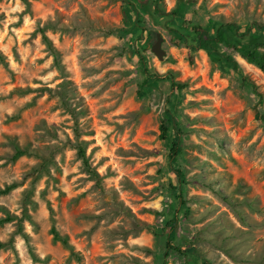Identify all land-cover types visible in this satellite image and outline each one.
<instances>
[{
  "label": "rangeland",
  "instance_id": "1",
  "mask_svg": "<svg viewBox=\"0 0 264 264\" xmlns=\"http://www.w3.org/2000/svg\"><path fill=\"white\" fill-rule=\"evenodd\" d=\"M131 1L0 0V264H264V0Z\"/></svg>",
  "mask_w": 264,
  "mask_h": 264
},
{
  "label": "trees",
  "instance_id": "2",
  "mask_svg": "<svg viewBox=\"0 0 264 264\" xmlns=\"http://www.w3.org/2000/svg\"><path fill=\"white\" fill-rule=\"evenodd\" d=\"M125 2L132 9L136 10V7L134 6V3H132L131 0H125ZM191 2H194V0H178L180 7L188 6L191 4ZM156 3H157L156 10L162 11V7L160 5V2L156 1ZM254 24L256 25V27H258V29L260 31L264 30V21L255 20ZM183 26L186 27L188 30H190V32L192 34H194L193 36L197 40V43H190V42L187 43L188 48H189V56H190L191 60H193L194 53L198 49H200V48H203V49L216 48L218 41L229 40V36H228L225 28H219L217 35L214 36L208 29L204 28L201 25L193 24L190 20H186L184 22ZM45 38L47 39L48 44L51 45L50 40L46 36H45ZM177 44H181V39H177ZM262 49H264V42H258V43H255L254 45L251 44L245 48V52H243V55L246 59L257 63L258 66L260 67V69L264 73V50H262ZM233 62L235 64V66L237 67L238 63L236 61H233ZM248 81L251 82L253 90H255L261 97H263V93L259 90L258 85H256L253 81H251V79H248ZM173 85L175 87H177L178 89H183L185 87V84L175 82V81H173ZM258 117L264 119V115H260L259 113H258ZM169 131H170L169 123H168V120L166 117L163 124H162V134H161L162 138H166ZM83 143H84L83 140L78 139V142L76 144V148L78 150V153H79L82 161L84 162V164L90 170V172L95 176V178L98 181H100L101 178H100L99 173L95 169L91 168V165L89 163V159L86 155L85 146ZM179 143L180 142L175 141L174 145H173V149H172V152H174V155H176V156L180 153ZM18 153L21 154L22 151L19 150ZM178 172H180V171L178 170ZM5 192H7V191H4L3 193H5ZM52 231L54 233L55 239L60 240L64 245H66L67 247H69L71 249L72 255L79 256V253L75 252L73 246L70 244L69 238L67 236L62 235L57 230L55 225L53 226ZM169 246L172 249L178 250L177 247H175L173 245H169Z\"/></svg>",
  "mask_w": 264,
  "mask_h": 264
},
{
  "label": "water",
  "instance_id": "3",
  "mask_svg": "<svg viewBox=\"0 0 264 264\" xmlns=\"http://www.w3.org/2000/svg\"><path fill=\"white\" fill-rule=\"evenodd\" d=\"M162 42H163V37L161 34H158L157 36V41L155 45L153 46V51L160 57L163 58L165 55V51L162 48Z\"/></svg>",
  "mask_w": 264,
  "mask_h": 264
}]
</instances>
